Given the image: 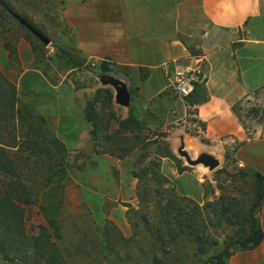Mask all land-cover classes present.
I'll use <instances>...</instances> for the list:
<instances>
[{"label":"crops","instance_id":"obj_1","mask_svg":"<svg viewBox=\"0 0 264 264\" xmlns=\"http://www.w3.org/2000/svg\"><path fill=\"white\" fill-rule=\"evenodd\" d=\"M60 2L57 14L66 37H71L69 51L88 61L114 63L129 72L130 77L125 76L130 91L140 95V110L162 129L168 128L174 155L182 143L197 156L207 153L220 159L233 151L240 168L264 177V139L251 138L236 113L246 99L264 91V0ZM18 54L22 70L12 69L8 76L21 97L43 116L71 158L84 151L95 128L85 106L78 102L77 91L65 81L52 82L41 69L34 68L32 48L26 42L19 43ZM10 59L4 48L0 66L6 73ZM177 67L201 71L205 101L191 107L186 99L176 97L172 77ZM87 157L81 168L73 169L72 186L52 188L70 202L80 199L93 208L98 220L114 222L129 237L128 204L137 202L139 183L134 169L123 157L108 152ZM161 169L179 196L205 204L207 168L200 165L180 173L174 160L166 157ZM42 204L50 208L43 198ZM107 205L110 209L106 212ZM258 218L264 233V207ZM229 264H264V239L254 251L235 253Z\"/></svg>","mask_w":264,"mask_h":264},{"label":"rangeland","instance_id":"obj_2","mask_svg":"<svg viewBox=\"0 0 264 264\" xmlns=\"http://www.w3.org/2000/svg\"><path fill=\"white\" fill-rule=\"evenodd\" d=\"M1 1L16 14L27 19L52 42L50 46H45L19 21H15L10 12L2 7L4 5H0V41L2 42V44L0 42V56L4 53L5 48L9 51L11 58V68L7 73L0 66V143H3L2 146L7 151L6 156L17 162L19 173L21 176L23 175L22 179H27L28 186L40 195V205L27 209L28 232L35 235L39 225H44L45 219L51 218V214L48 217L41 212L40 206L51 212L55 208V211L59 213L56 217L59 229L58 232H53V240L63 251L67 264H155L154 256L163 258V242L149 234V226L142 220L146 214L143 205L146 204L139 203L138 196L134 205L128 204L130 215L138 227L130 225L132 234L125 237L114 222L98 220L93 208L81 203L80 199H76V203L70 202L69 199H63L61 192L52 188L57 186L45 189L44 178L38 172L34 161L26 164L25 158H32L33 151L37 152L39 157L45 152L55 156L56 152H51V149L47 148V142L56 136L47 123H42L40 117L43 116L40 113L36 110L32 112L33 108L28 107L32 114L29 112L26 114L25 107H23L20 114L16 103L14 104L11 99L16 94L19 101H23V106L29 103L21 97L18 86L8 76L12 69L19 71V43L26 42L30 45L35 60L36 58L40 59L37 62V67L46 73L52 82L58 84L65 81L77 91L80 106L86 107L88 104H93L91 113L96 117L98 128L94 129L92 139L85 145L84 151L77 153L72 158L68 153L66 163L68 179L67 186L63 188H68L74 183L71 179L74 168H81L82 162H85L90 154L103 151L123 157L134 169L135 177H143L140 185L138 183V191L146 192L145 196L148 197V202L146 200L145 202L151 205L147 208L149 211L150 209L153 211V208L156 207L151 202L164 203L168 197L177 198L179 194L174 183L168 178L170 183L158 179L164 176L161 169L162 160L172 156L168 128L167 130L162 129L159 124L151 120L148 113L140 110L142 100L136 90H134L135 101L132 102L128 112L116 105L114 98L111 100L110 93L115 96V90L102 84V79L105 76L98 77L102 61H88L85 67L78 69H73L70 64L62 61L55 46L69 50L72 44L70 35L66 37L65 29L59 20L60 14H57L62 8L60 7L63 4L60 2L61 0ZM55 7H57L56 13L54 12ZM3 44L4 46H2ZM20 70H22L21 67ZM1 76L11 82L15 90L9 89ZM109 76L127 81L124 71H120L117 75L112 73ZM131 111L133 121L125 122L121 126L120 124L129 118ZM237 114L251 138L264 139V91L246 99L238 106ZM30 144H32V151L27 148ZM3 147L0 146V149ZM186 151L193 160L199 157L190 147L186 148ZM173 160L177 167H185L190 170L195 168L190 166L178 151ZM219 160L221 165L215 171L205 169L206 201L218 202L222 196H232V198H237L240 210L251 208L257 201L253 194L255 180L241 176V169L234 158L233 151H229L226 158ZM26 165L28 166L26 167ZM23 167L25 171L22 170ZM223 170H227L228 174ZM11 181L14 182L11 177L0 171V183L4 187H7ZM49 189L51 191L48 193ZM42 198L43 203L50 208L42 204ZM109 209L110 205H107L105 211L107 212ZM260 211V207L255 210L256 217ZM219 228L216 238H219L221 245L214 248L211 255L223 250L228 243L225 236H232L234 233L233 230L228 229L225 222L221 223ZM238 229L239 232H242L244 227ZM191 246L190 243H185L183 251L193 253L194 248ZM19 248L25 249V251H18ZM27 249L22 244L16 243L15 246L13 244L8 249V254L12 258L10 261H7L0 251V264H46L45 260L37 258L32 254V251ZM208 258L209 256L202 257L201 264H204Z\"/></svg>","mask_w":264,"mask_h":264},{"label":"trees","instance_id":"obj_3","mask_svg":"<svg viewBox=\"0 0 264 264\" xmlns=\"http://www.w3.org/2000/svg\"><path fill=\"white\" fill-rule=\"evenodd\" d=\"M0 5H4L2 7L6 8L10 12L11 17H13L12 13H15L13 10L2 3L1 0ZM15 21L18 20L15 19ZM55 47L62 61L66 64H70L73 69L83 68L88 62L86 58L78 56L66 48L60 46ZM39 61L40 59L36 58L34 68L40 69L37 67V62ZM86 68L88 67L86 66ZM88 69H90V67ZM120 71H124L120 66L108 61H103L99 66L98 77L105 76L103 78H109L110 74L114 73L117 75ZM124 72L129 78L130 73ZM2 79H4L9 89L15 90L11 82L3 77ZM146 79L147 75L145 70L142 69V80L145 81ZM131 95L132 102H134L135 93L133 89H131ZM110 97L111 100L114 98L111 93ZM11 99L14 104L16 103L20 114L23 107H25L24 110L26 114L28 112L29 114L34 112V107L29 103L23 106V101H19L16 94ZM206 99V88L198 83L195 93L187 98L186 101L191 107H194L196 104ZM28 107L33 108L31 109L32 112L29 111ZM92 109L93 104H88L85 107V113L88 120L92 122L94 128L97 129L98 125L96 117L91 113ZM40 120L43 124L46 123L43 117H40ZM132 121L133 116L131 111L129 118L120 125L122 126L123 123ZM2 145L3 143L1 142L0 146L3 147ZM27 148L32 151V144L28 145ZM47 148L51 149V152H56V155L54 156L45 152L39 157L38 153L33 151L31 153L32 158H25L26 164L34 161L33 163L36 168H38V172L41 173L40 175L44 178L45 189L50 186L66 187L68 179L66 165L68 159L67 155L69 153L68 149L65 144L57 138L49 139ZM4 149V147L0 149V171L4 175L11 177L14 182L11 181L7 187H4V185L0 183V251L4 254V258L10 261L12 258H10L8 254V249L12 247L13 244L15 246L17 243L27 247V250L32 251V254L36 255L37 258L45 260L46 264H67L63 251L53 240V232H58L59 229L56 219L59 215L57 211L50 212L45 207L40 206L41 212L44 215H48V217L49 214H51V218L45 219L44 225H39L35 235L28 232L26 219L27 209L40 205V195L28 186L26 183L27 179H22L23 175L21 176L19 173L17 162L7 157V151ZM168 158L174 159L175 155L172 153V156H168ZM27 166L28 165H26V167ZM178 169L180 173L190 170L185 167H178ZM240 169L243 178H253V180H255L253 194H255L254 196L257 199L251 208L244 210L243 208L242 210L239 209L240 205L239 202L236 201L237 198H232V196H222L218 202L206 201L205 204L200 205L191 199L178 195L177 198L168 197L167 201L164 203L157 201L151 202L154 203L156 207L153 208V211L151 209L149 211L147 208L151 205L150 203H146L148 202V197L145 196L146 192L138 191L137 196L139 203L144 202V204H146H141L146 211L142 220L145 224H148L149 234L163 242V258L154 256L155 264H201L202 257L206 256H209V258L204 264H229L231 257L235 253L254 251L262 244L264 233L259 218L255 216V210L259 207L260 209L264 207V177L254 170ZM22 170L25 171V168L23 167ZM223 171L228 174L227 170ZM23 174L26 175L25 172H23ZM136 178H138L140 185L143 177L136 176ZM158 179L170 183L164 176ZM147 215L150 216L147 217ZM127 219L130 225L138 227L137 224H134L130 215V210H128ZM223 222H225L228 229L233 230L234 233L232 236H225L228 243L223 250L215 255H211L212 250L221 245L219 238L216 237L220 229L219 226ZM242 226L244 230L239 232L238 228ZM185 243H190L192 245L191 248H194L193 253L183 251L185 249ZM21 250L25 251V249H18V251Z\"/></svg>","mask_w":264,"mask_h":264},{"label":"water","instance_id":"obj_4","mask_svg":"<svg viewBox=\"0 0 264 264\" xmlns=\"http://www.w3.org/2000/svg\"><path fill=\"white\" fill-rule=\"evenodd\" d=\"M12 16L18 20L21 25L26 27L36 38H38L45 46H50L52 44L51 40L46 37L43 33L37 30L32 26L27 20L23 19L16 13H12ZM102 84L104 86H110L115 90L114 101L115 104L125 108L127 111L131 108L132 95L129 87V83L126 80L109 77L103 78ZM179 155L186 159L187 163L192 167L204 166L210 171H215L221 165V162L218 158L213 155L203 153L196 160H193L190 154L186 151L185 144L182 143L181 147L178 150Z\"/></svg>","mask_w":264,"mask_h":264},{"label":"built area","instance_id":"obj_5","mask_svg":"<svg viewBox=\"0 0 264 264\" xmlns=\"http://www.w3.org/2000/svg\"><path fill=\"white\" fill-rule=\"evenodd\" d=\"M201 71L198 69L185 70L177 67L172 77L173 93L181 98L191 97L196 90V85L201 83Z\"/></svg>","mask_w":264,"mask_h":264}]
</instances>
